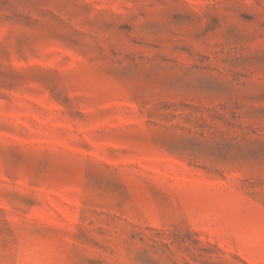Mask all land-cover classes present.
I'll return each instance as SVG.
<instances>
[{
	"label": "rangeland",
	"instance_id": "374dc122",
	"mask_svg": "<svg viewBox=\"0 0 264 264\" xmlns=\"http://www.w3.org/2000/svg\"><path fill=\"white\" fill-rule=\"evenodd\" d=\"M0 264H264V0H0Z\"/></svg>",
	"mask_w": 264,
	"mask_h": 264
}]
</instances>
